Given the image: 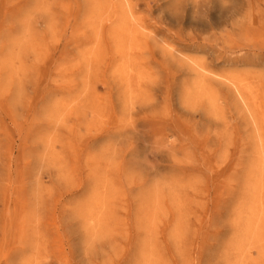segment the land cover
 <instances>
[{"label": "rangeland", "instance_id": "374dc122", "mask_svg": "<svg viewBox=\"0 0 264 264\" xmlns=\"http://www.w3.org/2000/svg\"><path fill=\"white\" fill-rule=\"evenodd\" d=\"M0 264H264V0H0Z\"/></svg>", "mask_w": 264, "mask_h": 264}]
</instances>
